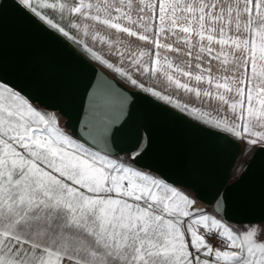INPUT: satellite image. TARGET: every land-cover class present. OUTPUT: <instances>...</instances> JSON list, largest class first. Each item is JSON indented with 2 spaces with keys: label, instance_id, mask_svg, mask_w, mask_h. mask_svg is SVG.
Instances as JSON below:
<instances>
[{
  "label": "snow or ice",
  "instance_id": "obj_1",
  "mask_svg": "<svg viewBox=\"0 0 264 264\" xmlns=\"http://www.w3.org/2000/svg\"><path fill=\"white\" fill-rule=\"evenodd\" d=\"M16 2L131 86L182 111L187 105L145 88L133 73L215 100V116L191 111L264 147V0ZM45 9L67 13L68 28ZM96 24L105 35L90 33ZM73 30L107 45L127 69ZM89 95L88 112L100 125L90 135L102 150L0 75V264H264V226L240 228L208 214L184 188L138 167L150 137L130 155L112 153L109 137L122 127L126 98L109 115L111 98L123 93L97 87Z\"/></svg>",
  "mask_w": 264,
  "mask_h": 264
},
{
  "label": "water",
  "instance_id": "obj_2",
  "mask_svg": "<svg viewBox=\"0 0 264 264\" xmlns=\"http://www.w3.org/2000/svg\"><path fill=\"white\" fill-rule=\"evenodd\" d=\"M0 75L22 88L35 103L57 110L64 126L95 150L104 149L90 132L99 120L88 112L90 93L115 89L109 115L126 98V116L109 137L112 153L137 151L139 167L162 175L190 191L233 224L264 223V147L252 151L234 175L242 143L227 132L205 125L149 92L133 89L90 60L77 46L55 33L16 0H0ZM105 153L104 151H101ZM217 200L222 206H217Z\"/></svg>",
  "mask_w": 264,
  "mask_h": 264
},
{
  "label": "crops",
  "instance_id": "obj_3",
  "mask_svg": "<svg viewBox=\"0 0 264 264\" xmlns=\"http://www.w3.org/2000/svg\"><path fill=\"white\" fill-rule=\"evenodd\" d=\"M33 2H34V4H36L37 0H33ZM44 12H45V14L49 15L50 18H52L54 20V22L60 23L61 26L66 27V29L68 28L67 13H65L64 18H62L61 14L58 11L53 12L51 9H45ZM73 19L76 20L77 22H79V20H80V18H78V17H73ZM84 23H89V22L84 21ZM89 31H90V33H94L95 31H99L101 33V35L106 34V30L104 29V27L102 25H98V24H96L95 27L90 29ZM108 31H110V30H108ZM73 34L78 35L80 39H83L85 42H87L89 44V46L93 47L94 51H96L99 55L103 56L105 59H108L110 63H114L116 66L124 67L125 69H127V65L123 64L120 61V59L115 55V53H111V54L109 53V49H108L107 45L101 44L99 41L93 42L91 40V36L90 35H84L82 30L80 33H77V32H75V30H73ZM130 39H134V38H130ZM138 43L143 46V42H138ZM76 45L83 51L81 45H79V44H76ZM84 54L90 60H92L94 63H96L100 67L104 68L109 74H111V75L115 76L116 78H118L119 80H121L128 87L133 88V89H138L135 86H131L126 81V79L124 77L120 76L113 69L107 68L106 65H104L101 62L92 58L90 56V54H88L86 52H84ZM170 56L172 58H175V54H170ZM133 76H134V78H137L140 83L144 84L145 88H150V89H153L154 91H159V92H161L162 95L171 96L173 101L179 102L181 104V106L187 105L188 110L184 111V112L187 113L189 116L193 117L194 119H196L197 121L203 123V124H205L203 122V120L199 117L198 114H194L191 111V109L197 108V109H200L201 112H208V113L212 114L213 116L217 115L215 109L218 107V104L215 100H209L208 98H203V97L197 98L192 93L185 92L182 89H176L174 85H169L163 76H161L160 79H157L155 77L148 76V75H137L135 73H133ZM182 79L184 82H187V78H182ZM192 84H193V86H196L195 82H192ZM199 87L207 88L209 86L206 84H202V85H199ZM156 98H158V97H156ZM162 101H164V100H162ZM170 105L174 106V104H170ZM178 109L181 110V108H178ZM205 125H208V124H205ZM208 126L212 127L211 125H208ZM239 140L242 143V149H244L245 147H248L249 150H251V152L254 150V148L259 146V145H251V144L247 143V140H242V139H239ZM142 169H144V168H142ZM171 184H173V183H171ZM174 185H176V184H174ZM177 186H179V185H177Z\"/></svg>",
  "mask_w": 264,
  "mask_h": 264
},
{
  "label": "rangeland",
  "instance_id": "obj_4",
  "mask_svg": "<svg viewBox=\"0 0 264 264\" xmlns=\"http://www.w3.org/2000/svg\"><path fill=\"white\" fill-rule=\"evenodd\" d=\"M37 105V104H36ZM37 106H39V105H37ZM39 107H41V106H39ZM49 111H52V112H56V113H58L59 115H60V123H61V125L62 126H64V117L57 111V110H53V109H48ZM65 127V126H64ZM69 130V129H68ZM70 131V130H69ZM71 132V131H70ZM75 137V136H74ZM251 150H249V148L248 147H245L244 149H242V151H241V154H240V156H239V158H238V160H237V162H236V164H235V168H234V170H233V172H234V175H236L240 170H241V168H242V166L245 164V162L247 161V159L250 157V155H251ZM101 154H105V153H103V152H101ZM131 153H126V154H123V155H120L121 157H123V156H126V155H130ZM110 158H115V156L113 155V156H111ZM183 188V187H182ZM185 189V188H184ZM186 190V189H185ZM187 192H188V194L190 195V197L191 198H193V199H195L196 200V202H197V205L199 206V208L200 209H203V210H205L208 214H211V215H214V216H216L217 218H220L221 216H219L215 211H214V209H213V206L212 205H207V204H204V203H202L201 201H199V200H197L195 197H194V195L190 192V191H188V190H186ZM230 224H232V225H234V226H236V227H240V228H243L245 225H250V224H259V225H261V226H264V223H246V224H233V223H231V222H229Z\"/></svg>",
  "mask_w": 264,
  "mask_h": 264
}]
</instances>
